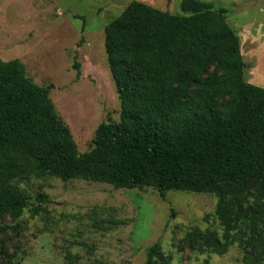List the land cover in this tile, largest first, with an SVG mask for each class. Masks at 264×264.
Listing matches in <instances>:
<instances>
[{"label":"trees","instance_id":"obj_1","mask_svg":"<svg viewBox=\"0 0 264 264\" xmlns=\"http://www.w3.org/2000/svg\"><path fill=\"white\" fill-rule=\"evenodd\" d=\"M179 8L132 1L104 28L121 111L98 125L83 154L49 99L53 86L0 58V216L16 219L29 206L41 215L47 195L33 205L20 183L46 177L212 194L222 234L194 227L186 246L220 256L239 242L249 264H264V88L246 80L225 8L201 0ZM144 264H171V256L155 243Z\"/></svg>","mask_w":264,"mask_h":264},{"label":"rangeland","instance_id":"obj_2","mask_svg":"<svg viewBox=\"0 0 264 264\" xmlns=\"http://www.w3.org/2000/svg\"><path fill=\"white\" fill-rule=\"evenodd\" d=\"M132 1L178 14L182 0H0V58L19 60L32 82L53 86L49 99L79 154L91 148L100 123L119 120L104 28ZM201 1L227 10V22L240 39L246 80L264 85V0ZM20 186L30 191L33 205L37 193L49 202L41 215L32 216L29 206L16 219L0 216V226L11 227L0 233L5 247L0 264H144L155 243L171 264H249L239 242L220 256L186 246L194 227L221 236L212 194H161L152 187L52 177Z\"/></svg>","mask_w":264,"mask_h":264},{"label":"crops","instance_id":"obj_3","mask_svg":"<svg viewBox=\"0 0 264 264\" xmlns=\"http://www.w3.org/2000/svg\"><path fill=\"white\" fill-rule=\"evenodd\" d=\"M247 82L250 83V84H252V85H255V86H258V87L264 88V87H263L264 85L259 84V81H258L257 78H255L254 80H252V79H251V80H247Z\"/></svg>","mask_w":264,"mask_h":264}]
</instances>
